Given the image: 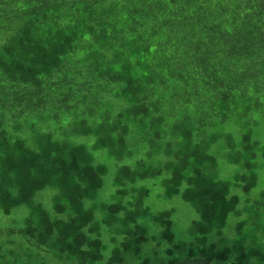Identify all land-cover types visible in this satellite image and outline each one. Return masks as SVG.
<instances>
[{
  "label": "trees",
  "instance_id": "1",
  "mask_svg": "<svg viewBox=\"0 0 264 264\" xmlns=\"http://www.w3.org/2000/svg\"><path fill=\"white\" fill-rule=\"evenodd\" d=\"M262 168L264 0H0V212L37 264H264Z\"/></svg>",
  "mask_w": 264,
  "mask_h": 264
},
{
  "label": "rangeland",
  "instance_id": "2",
  "mask_svg": "<svg viewBox=\"0 0 264 264\" xmlns=\"http://www.w3.org/2000/svg\"><path fill=\"white\" fill-rule=\"evenodd\" d=\"M89 150V146H87ZM95 154V162H105L106 158L103 152L100 151H91ZM219 174L218 177L223 179L226 175L231 174V169L233 167L227 165L222 159L218 161ZM106 175L102 179V186L99 190L97 201L105 202L110 200V194L112 191L111 187V177L114 170V165H108ZM258 185L252 189L250 193V198H258L259 190L264 191V168L260 170V176L258 178ZM158 182H155L153 188H150L149 197L147 202L152 206L153 210H164V209H173L172 219H174L177 228H183L191 219H195V214L193 211L179 199H173L171 201H159L156 194L159 192ZM53 190L45 188L35 194L34 200L39 202L44 209L50 211V195L53 194ZM88 204V201L85 202V205ZM24 211L22 208L16 209L14 212L9 215H3L0 212V245H4L7 241H14V248H12L13 255L12 257H4L0 259V264H37L39 259L34 258L33 254L38 252V249L32 244L25 241L23 236H20L16 230L20 224V219L23 216ZM235 222L233 216L228 217V225H232ZM102 242L107 246L103 251L104 257H106L107 252L110 248V243L107 237L102 238ZM3 247L1 248L0 254L3 252ZM30 256H25V254ZM45 255V254H44ZM45 264H60L55 260L51 253H47L44 258Z\"/></svg>",
  "mask_w": 264,
  "mask_h": 264
}]
</instances>
